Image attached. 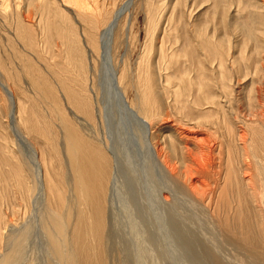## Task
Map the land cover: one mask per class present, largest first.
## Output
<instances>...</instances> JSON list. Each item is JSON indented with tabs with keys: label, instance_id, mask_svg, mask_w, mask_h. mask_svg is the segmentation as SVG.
<instances>
[{
	"label": "bare ground",
	"instance_id": "obj_1",
	"mask_svg": "<svg viewBox=\"0 0 264 264\" xmlns=\"http://www.w3.org/2000/svg\"><path fill=\"white\" fill-rule=\"evenodd\" d=\"M122 184L264 264V0H0V264H138Z\"/></svg>",
	"mask_w": 264,
	"mask_h": 264
},
{
	"label": "rangeland",
	"instance_id": "obj_2",
	"mask_svg": "<svg viewBox=\"0 0 264 264\" xmlns=\"http://www.w3.org/2000/svg\"><path fill=\"white\" fill-rule=\"evenodd\" d=\"M102 69H103V67H102ZM103 73H104V70H103ZM101 75H103V74H101ZM102 81H103V79H102ZM104 81H103V83H104ZM106 87H107V85L104 84V88H105V92H106V96H107V100H108V97L110 98V96H108L109 95L108 90H107L108 87L107 88ZM107 105L108 104L106 103L105 107L108 110ZM129 153H131V152H129ZM129 153L127 152L126 154L129 155ZM124 183H125V181L123 182V184ZM123 184L117 189V191L115 193L116 194V196H115L116 201L114 200V208L117 211V213H116V216L118 215L117 218L119 217L118 222H120L119 225H121L119 227H121L120 229H121L122 233L125 232V233H123V235L124 234L127 235L126 237L128 240V245H129L128 247L130 248V250L133 249L132 251H133L134 256L136 255L135 257L139 258L138 264L155 263L153 260L149 259V258H154V257L156 259V264H193L191 256L187 253V251L185 250V247H183L180 235H177L178 233L175 232L176 231L175 226H172L174 224L172 217H170L166 211L161 210V212L159 214H157V216L159 218V219L158 218L156 219V221L158 223L156 229H158V232L157 231H156L157 233L155 232V234L158 236V237H156L157 238V242H156L157 245L156 244L152 245V243L150 244L151 240H149V242L147 241L148 235L150 234V231H151V229L149 227L150 222H148L149 216L146 215L145 212H143L144 206L140 205L142 202L140 199H139L140 201L138 200L139 196H137L139 194H137V193L134 194V192L133 193L131 192V190L133 189L132 186H128V187H132L131 189L128 188V191L130 190V194L132 193L133 195L127 194L129 192L126 191L127 189L125 187L128 185V182H127V185L126 184L123 185ZM135 192H137V191H135ZM131 196H132V198H130ZM136 196H137V199H136ZM133 202L135 203V205ZM137 202L138 203L140 202V203L138 204ZM147 203H148V201H147ZM131 204H133V206H131ZM138 205H140L143 208V210H141L142 208H140V206H138ZM148 205H149V203H148ZM137 206H138V208H137ZM133 208H134V210H133ZM135 209H137V210H135ZM138 209H140V210H138ZM138 211H140L141 213ZM144 216H145V218H144ZM141 218H142V220H141ZM167 218L170 221H168ZM143 219L144 220L147 219L146 220L147 222L145 221L146 222L145 223L143 221ZM171 227H174V228L171 229ZM145 229H148V230H145ZM173 233H175V234L173 235ZM128 236H130V237H128ZM139 239H140V241H139ZM129 240H131V241H129ZM156 246H157V248H155ZM35 254L38 255V252H35ZM141 256L142 257L144 256V258H142ZM148 256H149V258H148ZM142 261H144V262H142Z\"/></svg>",
	"mask_w": 264,
	"mask_h": 264
}]
</instances>
